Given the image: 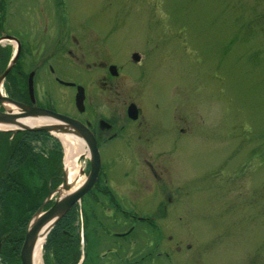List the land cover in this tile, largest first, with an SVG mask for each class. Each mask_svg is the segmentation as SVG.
<instances>
[{
	"label": "rangeland",
	"instance_id": "rangeland-1",
	"mask_svg": "<svg viewBox=\"0 0 264 264\" xmlns=\"http://www.w3.org/2000/svg\"><path fill=\"white\" fill-rule=\"evenodd\" d=\"M11 1L7 10L9 2L4 0L0 11L6 34L21 32L40 10L44 20H61L62 44L68 48L74 44L71 33L77 36L72 61L78 58L76 63L85 66L86 60L91 66L83 69L85 74L69 75L78 81L85 79L95 97L102 71L98 64H91L102 59L119 62L120 77L113 81L120 85L121 95L115 105L126 107L133 99L146 119L157 118V127L161 120L172 122L166 142L161 141L164 124L159 126L155 144L162 142L164 149L153 157L156 178L166 183L146 191L138 189L136 194L145 196L140 207L147 210L148 196L153 194L183 196L168 211L173 212L174 231L167 234L173 237L171 241L167 234L163 238L164 247L171 246L167 252L173 264H264V0ZM86 30L85 42L78 34ZM10 49L9 42L0 43V75ZM134 52L140 56L138 62L131 59ZM139 62H143L140 67ZM5 87L3 82V95L8 96ZM57 89L53 83L52 93L59 94ZM41 91L37 85L38 94ZM62 144L61 181L66 160ZM112 162L118 178L124 171L135 178L133 163L138 165L135 174L139 178L149 181L155 177L143 157L137 161L135 156L119 155ZM78 164L80 171L72 188L89 173L87 154L78 157ZM27 169L25 185L30 191L39 189L41 177ZM160 180L154 184H161ZM61 181L48 188L47 196L55 192L49 206L58 197ZM81 202L84 208L86 201ZM162 236L156 238L161 241ZM4 241L0 240V252ZM55 246L43 248V264H54ZM86 251L87 256L93 253L92 243Z\"/></svg>",
	"mask_w": 264,
	"mask_h": 264
},
{
	"label": "flooded vegetation",
	"instance_id": "flooded-vegetation-1",
	"mask_svg": "<svg viewBox=\"0 0 264 264\" xmlns=\"http://www.w3.org/2000/svg\"><path fill=\"white\" fill-rule=\"evenodd\" d=\"M3 1L0 0V11H3ZM8 2L7 10L12 6V1L8 0ZM39 12H37V17L31 16L32 19L28 21V25L21 32L13 34H6L2 30L3 23L0 18V37L5 34L13 37L17 45L20 46L18 57L4 81L7 94L17 102L31 105L29 91L31 81L32 98L36 106L66 115L82 123L93 135L101 160L99 174L93 187L80 199L79 203L70 208L65 215V220L61 221L57 227L64 237L62 236L57 244L54 264H173L172 258L167 252L171 246L164 247L163 238L168 230L174 231L172 226V217L174 216L173 212L168 214L169 208L183 196L153 194L148 196L150 208L147 210L140 207L141 200L145 196L136 194L138 189L146 191L148 187H163V184L166 183L156 178L153 157L161 154L164 149L162 142H166L170 138L172 128L170 123L172 122L167 119L161 120L157 127L155 125L158 123L157 118L146 119L143 109L133 99L128 100L126 107L115 105L118 102L117 98L121 95L120 85L114 82L120 77L122 66L119 62H106L105 59H102L91 64L92 66L98 64L102 71V82L98 85L99 90H97L99 94L94 97L93 92L89 91L85 79L78 81L75 79L77 77L69 75L71 72L73 74L76 72L79 75L85 74L83 69L91 67L86 60L83 64L85 66L76 63L78 58H74L72 61L74 50L78 48L75 46L77 36L71 33L69 39L74 40V44L67 48V43L62 44L63 22L61 20H44L43 12ZM1 15L0 12V17ZM73 27L74 25L69 26V28ZM82 30L83 28L80 27V31ZM78 35L85 42L89 37L87 30L86 34ZM16 43L9 41L11 52L7 64L14 54ZM5 53L7 52L5 51ZM61 56L65 58V61H61ZM67 56H69V60ZM81 60L83 61V59ZM132 60L135 62L133 57ZM142 63L139 62V67L142 66ZM111 67H113L112 70ZM53 83L58 86L59 94L52 93ZM37 85L42 88L40 94L37 92ZM77 87L83 88L84 100L81 110L75 104ZM103 95L104 100L101 98ZM125 101L127 102V100ZM130 104H133L137 110L134 117L128 111ZM110 106L115 107L111 109ZM157 106L162 107L163 105ZM162 124H164L166 132L164 136L163 132L161 134L162 142L155 144L157 135L161 133L159 129ZM151 141L155 144L153 147L149 146L152 144ZM119 155L124 158L135 156L137 161L143 157L144 165L151 174L153 172L154 179L149 177L148 181L146 178H139L135 174L139 171L137 163L132 164L136 168L135 178H129V171H124L122 178L116 177L111 166L112 161ZM105 161L109 163L108 166H105ZM145 173V175H149V173ZM59 177L58 181L60 182L61 176ZM144 180L147 183H142ZM158 180L162 183L155 185L154 183ZM81 200L86 201L84 208L81 205ZM145 205L147 207L148 204ZM83 209H85V223L82 222ZM77 217L80 219L79 221H77ZM159 234H163L161 241L158 239L159 237L156 238V235L159 236ZM172 237V235H168V241H171ZM89 243H92L93 253H89L87 256L86 249ZM164 248L167 250L163 251ZM174 249L178 252L181 251L180 246H176ZM44 250L46 251V249ZM161 256L163 258L159 259L158 257Z\"/></svg>",
	"mask_w": 264,
	"mask_h": 264
},
{
	"label": "trees",
	"instance_id": "trees-1",
	"mask_svg": "<svg viewBox=\"0 0 264 264\" xmlns=\"http://www.w3.org/2000/svg\"><path fill=\"white\" fill-rule=\"evenodd\" d=\"M61 159L60 142L48 133L22 131L12 135L0 132V240H5L4 250L0 252L1 264H20L19 252L27 223L41 206L48 188L59 184ZM27 168L41 177L43 182L39 189L30 191L25 185ZM65 218L51 231L44 247L56 245V254L63 236L57 227Z\"/></svg>",
	"mask_w": 264,
	"mask_h": 264
},
{
	"label": "water",
	"instance_id": "water-1",
	"mask_svg": "<svg viewBox=\"0 0 264 264\" xmlns=\"http://www.w3.org/2000/svg\"><path fill=\"white\" fill-rule=\"evenodd\" d=\"M3 40L14 41L15 39L6 35L0 38V42ZM19 51L20 46H17L16 54L5 71L0 75V132H10L15 134L21 131H30L47 132L52 134L68 133L69 135L76 136L84 143L83 149L85 151L82 155L85 156L87 154L90 168L84 181L73 188L71 184L67 183V174L64 172L61 187L56 190L58 197L48 209L44 210L45 205L51 200L55 193L50 191L43 204L38 208L29 221L20 250V262L21 264H34V252L39 240L41 238L45 239L50 231L55 227L57 222L64 217L69 209L93 187L100 170L101 161L95 139L91 132L82 123L66 115L36 106V103L32 98L33 87L31 81L29 84V91L32 100L31 105L17 102L3 95L1 85L7 73L15 63ZM133 59L137 61L139 60V56L134 54ZM112 68L113 67L110 69L112 70ZM83 100V88L77 87L75 104L79 110L83 108ZM129 114L132 117L137 114V110L134 105L129 107ZM29 118L44 119L52 122L41 126L23 125L21 120Z\"/></svg>",
	"mask_w": 264,
	"mask_h": 264
},
{
	"label": "bare ground",
	"instance_id": "bare-ground-1",
	"mask_svg": "<svg viewBox=\"0 0 264 264\" xmlns=\"http://www.w3.org/2000/svg\"><path fill=\"white\" fill-rule=\"evenodd\" d=\"M3 93V92H2ZM23 125L27 126H41L49 124L52 121L44 119H23L21 120ZM61 140L64 142L66 147V160H65V171L67 174V183L73 184L78 178L80 167L78 164V156L84 152V143L76 136L69 135L68 133L59 134ZM76 183V182H75ZM74 183V184H75ZM75 185L74 187H76ZM45 239L41 238L34 252V264H43L42 261V246L44 245Z\"/></svg>",
	"mask_w": 264,
	"mask_h": 264
}]
</instances>
